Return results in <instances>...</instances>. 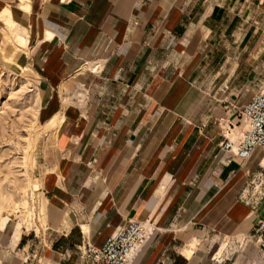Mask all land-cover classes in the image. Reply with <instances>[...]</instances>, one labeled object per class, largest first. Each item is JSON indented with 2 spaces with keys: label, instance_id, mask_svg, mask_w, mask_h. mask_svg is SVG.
I'll return each mask as SVG.
<instances>
[{
  "label": "crops",
  "instance_id": "crops-1",
  "mask_svg": "<svg viewBox=\"0 0 264 264\" xmlns=\"http://www.w3.org/2000/svg\"><path fill=\"white\" fill-rule=\"evenodd\" d=\"M240 1L0 0V55L33 71L39 125L61 118L44 132L53 158L39 179L53 204L39 264H83L82 247L102 248L129 220L156 232L133 264H213L222 255L205 253L202 234L264 222V149L227 164L191 111L205 43Z\"/></svg>",
  "mask_w": 264,
  "mask_h": 264
},
{
  "label": "rangeland",
  "instance_id": "rangeland-1",
  "mask_svg": "<svg viewBox=\"0 0 264 264\" xmlns=\"http://www.w3.org/2000/svg\"><path fill=\"white\" fill-rule=\"evenodd\" d=\"M232 8L228 22L205 43L196 84L201 96L191 110L205 116L201 124L210 126L220 142L237 136L239 130L230 131L237 126L241 134L243 107L264 88V7L257 0H241ZM235 14L240 16L239 25L231 36L225 29ZM257 28L254 42L246 48L244 35ZM32 74L28 67L15 66L13 53L0 55V264H39L41 246L36 235L47 230L53 204L44 196L39 171L53 158L49 151L54 141H48L44 132L57 129L61 118L56 116L44 128L39 125L43 103ZM202 236L211 259L227 242L213 264H264L250 234ZM22 237L24 247L19 246ZM182 253L193 256L186 248Z\"/></svg>",
  "mask_w": 264,
  "mask_h": 264
},
{
  "label": "built area",
  "instance_id": "built-area-1",
  "mask_svg": "<svg viewBox=\"0 0 264 264\" xmlns=\"http://www.w3.org/2000/svg\"><path fill=\"white\" fill-rule=\"evenodd\" d=\"M242 116L244 127L239 139L236 142L226 139L221 144L227 164L238 163L242 166L257 149H264V88L244 105ZM145 233L141 221L129 220L120 224L102 248L90 245L82 247L83 264H131L134 254L142 253L156 236L155 231H151L148 237ZM249 237L257 246L264 263V222H259Z\"/></svg>",
  "mask_w": 264,
  "mask_h": 264
},
{
  "label": "bare ground",
  "instance_id": "bare-ground-1",
  "mask_svg": "<svg viewBox=\"0 0 264 264\" xmlns=\"http://www.w3.org/2000/svg\"><path fill=\"white\" fill-rule=\"evenodd\" d=\"M244 126H242V128H243ZM237 130H239V131H237ZM230 131H233V133H235L236 131V133H237V136H235V135H231L230 137H231V141L232 142H236L239 138V135H241L240 134V128H236V130H230ZM36 188H37V186H36ZM143 226H144V228H145V234H146V236L148 237L149 236V230H148V228H147V226L145 225V223H143ZM227 243V242H226ZM137 249H139V247L137 248ZM223 249H224V247L222 246V247H220V249H219V251H218V253L216 254V256L214 257V259H218L221 255H222V252H223ZM136 251H138V250H136ZM137 256H138V252H137V254L135 253L134 254V257L132 258V262H131V264H133L134 263V261H135V259L137 258Z\"/></svg>",
  "mask_w": 264,
  "mask_h": 264
}]
</instances>
